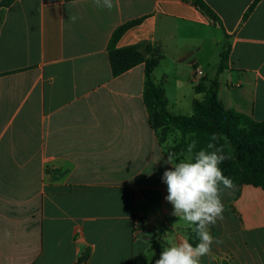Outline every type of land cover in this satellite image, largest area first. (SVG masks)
Wrapping results in <instances>:
<instances>
[{
  "label": "crops",
  "instance_id": "1",
  "mask_svg": "<svg viewBox=\"0 0 264 264\" xmlns=\"http://www.w3.org/2000/svg\"><path fill=\"white\" fill-rule=\"evenodd\" d=\"M203 2L217 21L184 0H0V264H155L165 247L198 243L165 200L180 133L159 137L144 65L112 76L108 48L141 20L115 48H159L151 79L170 114L191 116L195 87L216 79L225 110L264 121V0ZM222 202L210 231L223 243L200 264H264V191L237 185Z\"/></svg>",
  "mask_w": 264,
  "mask_h": 264
},
{
  "label": "trees",
  "instance_id": "2",
  "mask_svg": "<svg viewBox=\"0 0 264 264\" xmlns=\"http://www.w3.org/2000/svg\"><path fill=\"white\" fill-rule=\"evenodd\" d=\"M211 20L217 21L215 15L203 0H184ZM259 0H255L256 3ZM141 20L131 21L120 26L113 34L108 48V59L112 76H118L125 71L143 64L146 87L143 95L145 105L150 114L154 129H170L180 133V140L170 150L171 153L188 151V146L195 141L192 155L213 143L222 148L227 159L220 164L224 175L230 177L234 186L252 185L264 191V121H254L250 117L225 110L217 98L218 83L213 80L209 87L199 83L195 93L203 94V100H194L191 116H174L166 108L164 90L153 83L151 75L162 58L158 47L141 43L116 49L115 44L128 29L137 26ZM230 44L225 37L223 51L220 54L218 73L226 69ZM213 134L217 137L212 139ZM215 150V149H211ZM87 255H83L76 264H84Z\"/></svg>",
  "mask_w": 264,
  "mask_h": 264
},
{
  "label": "clouds",
  "instance_id": "3",
  "mask_svg": "<svg viewBox=\"0 0 264 264\" xmlns=\"http://www.w3.org/2000/svg\"><path fill=\"white\" fill-rule=\"evenodd\" d=\"M94 2L98 8L111 10L113 7L112 0ZM77 19L75 15L69 17L72 23ZM216 138L213 134L212 139ZM194 147L195 141L188 146V152L192 153ZM167 156L166 163L171 165V169L162 175L168 192L165 200L172 204L174 216L182 217L193 226L198 243L193 246L184 240L165 247L155 264H200L201 258L211 253L213 244L223 243L211 234L210 228L224 220L222 197L225 190L234 187L232 179L225 176L220 168L227 157L222 148L213 143L187 159H177L172 153Z\"/></svg>",
  "mask_w": 264,
  "mask_h": 264
},
{
  "label": "rangeland",
  "instance_id": "4",
  "mask_svg": "<svg viewBox=\"0 0 264 264\" xmlns=\"http://www.w3.org/2000/svg\"><path fill=\"white\" fill-rule=\"evenodd\" d=\"M157 131H158V134H159V137L161 138V139H165V138H167L168 136H169V131L167 130V129H163V128H158L157 129ZM171 139H172V144H173V146H172V148L175 146V144L180 140V139H177L175 136H171ZM171 148V149H172ZM171 149H169V153H171ZM187 150L186 151H184L182 154H180V153H172V154H174V155H181V157H184L186 154H187ZM192 154V153H191Z\"/></svg>",
  "mask_w": 264,
  "mask_h": 264
},
{
  "label": "built area",
  "instance_id": "5",
  "mask_svg": "<svg viewBox=\"0 0 264 264\" xmlns=\"http://www.w3.org/2000/svg\"><path fill=\"white\" fill-rule=\"evenodd\" d=\"M196 73H197L198 76L202 75V71L201 70H197Z\"/></svg>",
  "mask_w": 264,
  "mask_h": 264
}]
</instances>
